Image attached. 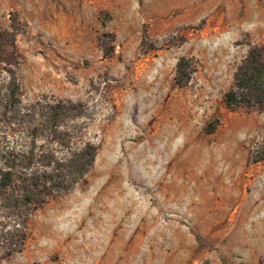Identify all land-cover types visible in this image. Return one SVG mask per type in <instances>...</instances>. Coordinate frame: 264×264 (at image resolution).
Masks as SVG:
<instances>
[{
	"label": "rangeland",
	"instance_id": "1",
	"mask_svg": "<svg viewBox=\"0 0 264 264\" xmlns=\"http://www.w3.org/2000/svg\"><path fill=\"white\" fill-rule=\"evenodd\" d=\"M261 44L264 0H0V87L79 104L70 145L97 147L0 264H264V114L223 102Z\"/></svg>",
	"mask_w": 264,
	"mask_h": 264
},
{
	"label": "trees",
	"instance_id": "2",
	"mask_svg": "<svg viewBox=\"0 0 264 264\" xmlns=\"http://www.w3.org/2000/svg\"><path fill=\"white\" fill-rule=\"evenodd\" d=\"M192 70L188 58L178 59L179 86L189 81ZM7 72L9 78L0 87V122L13 133L0 142V259L23 250L34 212L83 183L97 152L89 142L71 146V134L63 128L66 120L80 115L79 104L35 100L22 107L16 72ZM223 102L230 110L257 108L264 114V44L250 47ZM213 129L208 126L209 132ZM255 160H264V125Z\"/></svg>",
	"mask_w": 264,
	"mask_h": 264
}]
</instances>
